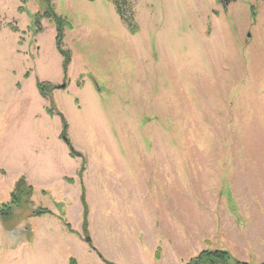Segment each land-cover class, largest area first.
<instances>
[{
  "label": "rangeland",
  "instance_id": "374dc122",
  "mask_svg": "<svg viewBox=\"0 0 264 264\" xmlns=\"http://www.w3.org/2000/svg\"><path fill=\"white\" fill-rule=\"evenodd\" d=\"M129 8L131 26L106 0H0V264L264 263V0Z\"/></svg>",
  "mask_w": 264,
  "mask_h": 264
},
{
  "label": "trees",
  "instance_id": "16d2710c",
  "mask_svg": "<svg viewBox=\"0 0 264 264\" xmlns=\"http://www.w3.org/2000/svg\"><path fill=\"white\" fill-rule=\"evenodd\" d=\"M90 2H93L95 0H88ZM106 2H108V4L112 5L114 7L115 13L117 14V16H119L124 22H126L129 26L131 19L130 17H128V11H129V7H130V3L131 0H106ZM49 9V8H48ZM40 18H45L48 19L49 21H51L55 27V48L57 50V52L62 56V71L63 74L65 75L67 72V66L70 63V54L67 50H64L62 48V40H63V31H64V26H65V21L63 19V17H61L60 15L56 14L53 10H47L44 11L41 15L36 14L34 16V28L37 29L39 28V20ZM37 90L39 92V94L43 97H45L46 95L50 94L53 90L55 89H59V88H64L63 85L61 86H57V85H52L50 83L47 82H37L36 84ZM49 114H51L49 112ZM61 118V116H60ZM61 131L59 134V140L66 146L67 151H68V155L71 158H79L80 159V165H79V169H78V177L79 179L82 177V173L84 171V164L85 161L82 157V155L75 151V149L73 148L68 135H67V130H68V125L67 123L64 121L63 118H61ZM18 181H20V185L17 184V186H15V194L12 197V201L11 204L19 207L22 203V199L21 197H23L25 194L24 192H31L32 188L30 186H28L25 182L23 178H20ZM69 182H71V179H68ZM21 190H23V194L21 193ZM28 197V196H27ZM80 203L82 206V229L83 231L86 232V225H87V205L85 202V191H84V187L81 186L80 188ZM3 211L1 212V217L3 219V221H6L7 219H9L12 215L11 213V208L4 206L3 207ZM42 210H36L33 211L32 214H41ZM185 264H254V263H247V262H240L237 261L235 258L232 257V255L226 251V250H203L200 251L195 257H193L192 259H190L188 262H186ZM260 264H264V263H260Z\"/></svg>",
  "mask_w": 264,
  "mask_h": 264
}]
</instances>
